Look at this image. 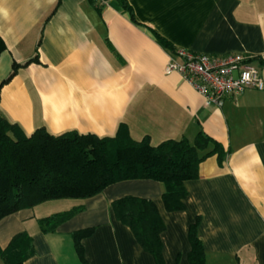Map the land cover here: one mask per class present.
Listing matches in <instances>:
<instances>
[{"label": "crops", "instance_id": "1", "mask_svg": "<svg viewBox=\"0 0 264 264\" xmlns=\"http://www.w3.org/2000/svg\"><path fill=\"white\" fill-rule=\"evenodd\" d=\"M126 1L133 17L122 0H0V114L27 135L45 128L112 137L126 123L135 139L158 145L193 141L202 130L224 146L223 165L217 156L200 164L185 183L184 210L166 209L162 183L124 181L77 202L70 209L83 211L51 233L39 226L48 216L35 214L44 203L5 218L1 248L28 232L35 254L25 264H84L72 235L94 228L82 240L87 264H157L112 208L134 196L153 201L162 217L164 264H191L197 220L206 264H264V91L206 106L179 74H165L184 49L249 57L264 81V0Z\"/></svg>", "mask_w": 264, "mask_h": 264}, {"label": "trees", "instance_id": "2", "mask_svg": "<svg viewBox=\"0 0 264 264\" xmlns=\"http://www.w3.org/2000/svg\"><path fill=\"white\" fill-rule=\"evenodd\" d=\"M124 9L133 11L126 0ZM159 42L170 47L160 35ZM6 50L0 36V57ZM34 59L33 61H36ZM17 72V65L9 81ZM1 89V87H0ZM217 156L223 165L224 146L202 130L195 139H169L154 145L149 136L135 139L128 124L121 123L112 137L71 131L56 136L45 128L27 135L23 128L0 114V222L20 211L49 201L86 200L103 193L108 187L132 180H150L165 187L163 201L170 212L185 209L188 196L185 183L199 177L200 164ZM112 208L117 219L131 228L142 247L157 264H164L161 233L165 224L156 204L148 199L126 196L116 200ZM82 205L39 220L42 232L51 233L83 211ZM199 220L190 227L191 264H206L203 244L198 235ZM94 228L73 233L76 251L84 264L82 240ZM35 254L28 232L15 235L2 249L4 264H25Z\"/></svg>", "mask_w": 264, "mask_h": 264}, {"label": "built area", "instance_id": "3", "mask_svg": "<svg viewBox=\"0 0 264 264\" xmlns=\"http://www.w3.org/2000/svg\"><path fill=\"white\" fill-rule=\"evenodd\" d=\"M165 73L179 74L200 94L206 106L221 108L230 96L253 89L264 91V81L249 57L243 55H207L178 50L165 66Z\"/></svg>", "mask_w": 264, "mask_h": 264}, {"label": "rangeland", "instance_id": "4", "mask_svg": "<svg viewBox=\"0 0 264 264\" xmlns=\"http://www.w3.org/2000/svg\"><path fill=\"white\" fill-rule=\"evenodd\" d=\"M77 202H82V201L73 200V199L49 201L38 207L35 211V214L37 217L49 216L54 213L68 210L72 206H74Z\"/></svg>", "mask_w": 264, "mask_h": 264}]
</instances>
